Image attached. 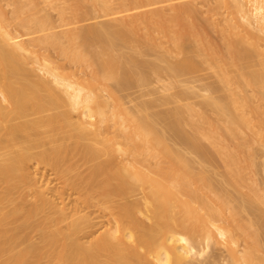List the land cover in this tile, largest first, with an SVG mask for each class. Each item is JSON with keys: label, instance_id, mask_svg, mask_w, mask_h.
I'll list each match as a JSON object with an SVG mask.
<instances>
[{"label": "bare ground", "instance_id": "obj_1", "mask_svg": "<svg viewBox=\"0 0 264 264\" xmlns=\"http://www.w3.org/2000/svg\"><path fill=\"white\" fill-rule=\"evenodd\" d=\"M8 1L15 6L12 17L7 15L0 3V264H191L190 256L204 254L211 245L221 241L220 238L222 242L237 243L235 236L238 230H245L248 225L242 223L221 229L214 224L216 217L223 216V207L221 204L222 208H217L220 203L215 200L214 204L210 191L201 192L204 187L210 189L211 184L205 182L206 177L198 173L201 187L194 186L193 176L189 177L190 174L187 176L185 171L184 174L174 168L177 163L186 165V153L166 145L168 143L161 140L163 136L157 138L161 148L155 149L150 145L157 137L153 132L156 119L151 115L153 112L143 110V114L134 115L135 118L120 105L123 112L111 119V102L104 99L101 92L81 98V89H75L74 83L63 80L48 64L44 67L31 66L36 63L34 55L11 33L8 24L15 20L23 26L33 24L35 27L31 34L42 32L36 37L33 33V39L47 45L60 44V33L52 31L54 27L51 28L49 18L44 16L39 19L29 14L39 0ZM44 1L59 3L64 20L71 18L67 12L71 0ZM85 1L77 0L76 4ZM91 1L112 7L113 0ZM156 2L161 6L166 3L164 0ZM252 2L253 11L249 10V4L246 8L245 4L249 2L239 0L234 12L250 21L252 16L255 17L257 24L258 21L260 23V29L256 31H264V0ZM174 16L183 19L179 12ZM79 17L80 12L76 11L73 18ZM172 19L168 16L166 25L157 28L162 33V39L180 50L188 39L198 43L197 46L203 44L194 32L176 31L171 26ZM145 21L149 25L154 22L149 17ZM234 22L232 25L236 22L242 25L238 20ZM244 26L239 28L236 25L235 31V27L231 26L233 32L230 26L220 29V38L228 47L225 56L223 54L222 59L218 58L226 73L223 79L231 81L227 74L236 68L239 69L238 81L243 79L252 88L264 86L263 34L255 33L249 23L242 31ZM96 33L94 28L89 27L76 30L71 37L73 49L82 56V52L90 46V38L93 39ZM66 49L63 48V51ZM97 55L101 56L100 53ZM108 55L109 58L102 63L104 70L100 69L101 73L97 71L98 78H116L120 63L114 54L109 52ZM232 65L235 66L233 69ZM38 70L50 79L40 76ZM61 90L70 97H67L69 100L64 98ZM110 95L114 97L112 93ZM66 100L70 101L68 106L79 111L76 120L72 116L73 109L71 112L65 105ZM242 103H236V107L242 109L240 117L244 126L250 128L251 123L257 125L247 117L250 111L245 114L244 108H240ZM61 107L69 108L70 112H64ZM92 113L100 116L94 129L88 121ZM121 120L132 122V131L126 132L125 128L129 130L130 126H125L126 123ZM109 122L119 130V136L134 140L144 148L136 151L125 149L123 142L118 139L110 142L107 136L104 141L102 136L106 135L108 126L111 127ZM263 125L253 132L257 140H264ZM216 151L228 159L226 165L238 175V183L251 182L249 202L264 204V194L257 185L251 163V167L237 173L240 167L235 150L222 145ZM31 161L51 167L60 180L61 186L54 190V198L51 197L54 194L49 196V183L39 185L37 176H32L29 170ZM68 191L79 195L72 204L65 201ZM227 195L224 193L221 196ZM235 199L232 198V201ZM240 200L237 199L243 201ZM96 209L108 211L112 218V230L107 228L93 239L83 241L85 236L100 227L101 217H96L95 222L94 217L89 215ZM237 209L238 206L234 205L232 211L241 212ZM140 210L141 213L149 211L150 224L136 217V211ZM254 221L257 223V215ZM252 238L253 242L243 251L229 247L232 250L229 264L264 263V256L259 254L256 230L252 232ZM150 256L155 261H151Z\"/></svg>", "mask_w": 264, "mask_h": 264}, {"label": "rangeland", "instance_id": "obj_2", "mask_svg": "<svg viewBox=\"0 0 264 264\" xmlns=\"http://www.w3.org/2000/svg\"><path fill=\"white\" fill-rule=\"evenodd\" d=\"M76 1L68 2L67 12L71 16L68 20H64L65 16L63 17L61 14L59 3L48 4L44 0H39L36 7L29 12L35 18L42 19L44 16L49 18L52 27L49 26L52 29L54 27L52 31L60 33L62 44L47 45L35 41L33 33H35L34 37L39 33L31 34L35 27L33 24L23 26L17 20L8 24L7 27L11 33L19 38L34 55L33 59L36 60V63L30 65L44 67V64H48L63 80L74 83L75 89H81V98L94 95L97 91L101 92L104 99L107 98L111 102V106L108 103L112 109H109L111 119L112 116L118 117L123 112L120 105L126 108L127 113H132V115L128 114L129 116L138 117L143 114V110H147L148 113L153 112L151 115L156 118L154 119L155 129L153 132L157 137L150 142V145H153L155 149L161 148L158 139L163 136L165 140L163 137L161 140L167 142L166 145L186 153L188 158L185 166L177 163L174 165L175 169L185 171L187 176L190 174L189 177L193 176L194 186L201 187V182L197 179L198 173L206 177L205 182L211 186L210 189L204 187L203 190L201 188V192L209 193L210 191L209 195H213L214 204L215 200L220 203L217 208L221 207V204L223 207V216L216 217L214 224L221 229L233 228L242 223L248 225L245 230L237 229L238 233L235 236L237 243L230 244L225 240L222 242V239L218 238L221 241L211 245L209 250L206 249V253L190 256L191 264H229L232 261L231 249L238 248L243 251L250 246V243L253 242L252 232L254 230L257 233L259 254L264 256V204L249 202V191L251 192L249 184L251 185V182L238 183L236 181L238 175L234 173L235 171L232 173L233 169L230 171V166L226 165L228 159L226 160L225 156L216 151L222 145L224 148L235 150L237 158L241 160V162L236 161L239 162L240 167L237 169L238 171L236 170L237 173L248 168L251 163L257 185L264 194V143H262V138V140H257L254 136L256 134L253 133L264 124V86L252 88L243 79L238 81L239 69L237 70L233 65L231 68L234 69L230 68L232 72L227 74L232 80L226 82L224 80L226 73L221 68L222 62L220 61L222 55L225 56V52H228L227 43L220 38V29H227L230 26L229 28L233 32L231 26L235 27V31L236 25L240 28L246 24L242 27L243 29L241 28L244 31L249 23L251 29L256 31V29H260L259 21L257 20V24L256 18L253 16L250 21L241 17L239 13L236 15L237 12L234 11L239 0H164L166 3L162 6L156 0H113L112 7L106 6L103 2L96 3L91 0L77 5ZM245 1L242 0V3L249 2L245 4L246 8L247 6L249 8L250 5L249 10L253 11L252 5L255 6V2H252L253 0ZM0 3L7 15L12 17L15 9L14 4L8 0H0ZM76 11L80 12V17L74 19ZM177 12L183 15V19L174 16ZM168 16L173 18L171 26H174L176 31L194 32L204 45L197 46L198 43L188 39L180 50L179 48L175 49L174 45L162 39V33L157 28L166 25ZM147 17L154 21L153 24L149 25L148 21L146 23ZM236 17L238 18L236 19ZM237 20L242 22L241 26L238 25ZM234 21L236 25H232ZM225 24L229 25L224 26ZM85 27L94 28L97 33L93 39L90 38V46L82 52L81 56L73 49L71 37L76 30ZM260 31L262 30H257L255 33L263 34L261 37L264 39V31L262 33ZM261 41L263 42V40ZM63 48L67 51L64 52ZM262 48L264 50V46ZM109 52L114 54L120 63L116 70L117 79L98 78L97 71L101 73L102 63L109 58ZM97 53H100L101 56H98ZM38 74L50 79L42 71L38 70ZM61 92L62 95H66L64 91L61 90ZM111 93L115 98L110 95ZM65 95H63L64 98H70ZM103 96L102 100H104ZM68 100L65 105L72 112L73 108L70 107L71 105L68 106L70 103ZM239 102H243L240 108H244L245 114L250 111L247 117L252 119L257 127L251 125L252 123L250 128L244 126L240 117L242 109L237 108L238 105H236ZM61 109L63 108L61 107ZM64 109V112L68 110ZM68 112L70 111L68 110ZM72 113L76 120L79 111L73 109ZM99 117L98 114L92 113V117L88 119L91 128L96 127ZM124 118L126 119V116ZM123 120L121 121L124 124ZM113 121L112 123H114ZM259 121L261 123H258ZM109 123L111 127L106 126L108 128L106 135L102 136L104 141L107 138L110 142L118 139L117 141L124 143L122 144L125 149L128 148L132 151L144 148L134 140L119 136V130L114 124ZM125 123V126H130V129L128 130L126 127L125 131H132L133 123L128 120ZM232 128L236 130L233 131ZM263 133L264 131H262ZM122 144L117 145L121 146ZM153 161L155 160L153 159ZM31 162L29 170L32 172V176H37L39 185L49 183V196L53 195L54 190L61 186L53 169L43 164H37L35 161ZM154 166L152 165V167ZM224 193L231 195L233 199L236 198L235 201L233 200V202L228 195L221 196ZM55 196L54 194L51 197ZM78 196V193L68 191L65 201L72 204ZM237 199L243 201L239 202ZM234 205H237L241 212L234 213L232 211ZM93 211L89 212V215L94 217L93 220L96 217H101L98 224L100 227H97L96 232L85 236L83 241H89L93 239L92 237L104 233L107 228L113 226L108 211L97 209ZM148 215L149 211L142 213L141 210L136 211V217L139 220L150 224L151 220ZM256 215L257 223L254 221ZM100 222L102 223L100 224ZM149 259L155 261L152 256Z\"/></svg>", "mask_w": 264, "mask_h": 264}]
</instances>
